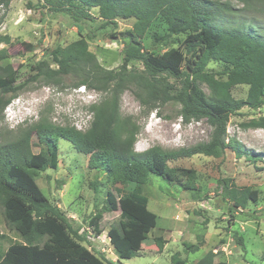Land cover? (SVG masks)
Masks as SVG:
<instances>
[{
    "label": "trees",
    "instance_id": "1",
    "mask_svg": "<svg viewBox=\"0 0 264 264\" xmlns=\"http://www.w3.org/2000/svg\"><path fill=\"white\" fill-rule=\"evenodd\" d=\"M35 1L33 5L28 0L26 8L42 15V9H46L51 17L64 15L77 27L93 22L95 15L90 10L95 9L100 20L98 28L111 27L110 38L120 37L122 62L116 70L104 69L89 51L87 41L79 38L66 46H55L32 68L33 75L28 81L64 87L65 77H71V86L94 90L106 99L99 107L91 106L92 122L84 132L41 121L20 132L15 139L0 144V205L4 221L21 240H8L7 249L0 250V264H115L89 249L87 236L72 226V220L48 201L35 182L38 171L57 168L61 139L87 156L88 168L104 172L105 181L113 186L106 191L107 207L88 220V227L99 237L104 230L100 226L103 213L119 212V227L107 231L119 260L135 258L138 247L134 241L147 238L157 225V216L148 210V199L142 193L150 175L176 183L185 191H195V172L171 168L169 162L195 155L219 159L227 150L238 158L245 156L253 160L261 156L264 161V155L254 154L235 139H226L232 116L239 115L243 108L256 111L264 107V25L257 28L254 24L231 21L223 16L230 7L210 0ZM130 19L131 29L112 32L119 21ZM157 20L165 25L166 33H152L154 48L148 51L142 40ZM1 42L8 44L10 38L3 37ZM21 44L29 51L34 48L25 42ZM5 58L6 54L0 55V61ZM133 61L140 62L143 69H128ZM211 63L220 65L221 69H209ZM1 70L0 114L28 83L15 85L17 71L11 65L6 64ZM169 78L178 80L180 87L169 83ZM198 81L208 87V97L198 87ZM130 85L143 106L154 109L175 103L180 106L183 123L206 121L212 128L210 140L171 151L155 146L136 152L135 126L118 125L117 117L120 96ZM237 86L247 88L245 98H234L232 91ZM245 127L264 130V115L251 119ZM33 136L41 147L37 153L32 151ZM227 182H222L221 189L233 208L244 209L249 200L256 201L255 191L244 188L237 192ZM129 185L133 187L124 191L123 187ZM91 186L97 192L105 183L94 182ZM192 196L201 201L198 194ZM153 241L158 252H162L167 241L161 236ZM236 241L242 243L239 237ZM188 247L197 250V245ZM214 257L215 253L209 251L197 264H214ZM170 260L171 264H185L178 253Z\"/></svg>",
    "mask_w": 264,
    "mask_h": 264
},
{
    "label": "rangeland",
    "instance_id": "2",
    "mask_svg": "<svg viewBox=\"0 0 264 264\" xmlns=\"http://www.w3.org/2000/svg\"><path fill=\"white\" fill-rule=\"evenodd\" d=\"M27 1L0 0V55L7 56L0 61V73L3 66L11 65L17 71L15 85L28 82L0 114V144L15 139L20 132L41 121L59 127L71 126L84 132L92 122L91 106L99 107L106 99L94 90L84 88L83 91L81 87L71 86V77H65L64 87L28 81L33 75L32 68L55 46H66L84 38L89 51L104 69L116 70L122 62L123 43L120 37L116 40L110 38L111 27L98 28L100 20L95 9L90 10L95 20L77 27L64 15L51 17L46 9H42L43 15L27 9ZM210 1L228 5L230 10L223 16L231 21L254 24L257 28L264 25V0ZM31 3L35 5L36 1L31 0ZM160 21L152 24L142 40L148 51L154 48L151 34L166 33L165 25ZM132 24L131 19L119 21L117 29L112 32L126 31L131 29ZM6 36L10 38L8 44L1 42V38ZM22 42L33 45V50H27ZM208 68L215 71L221 69L214 63ZM128 69L141 71L143 66L133 61ZM168 82L180 87V82L174 78H169ZM197 84L208 97L210 91L206 84L200 81ZM246 91L245 86H237L232 92L234 98L240 99L245 98ZM135 92L134 86L130 85L122 93L117 117L118 125L124 124L127 128L135 126L136 152L155 146L171 151L210 140L212 128L206 121L183 123L178 104L168 103L150 109L141 105ZM260 115H264V107L256 111L243 108L239 115L230 118L226 139H235L254 154L263 156L264 130L245 127L248 121ZM58 144L57 168L38 171L35 182L48 201L72 220V226L87 236L89 249L109 263L171 264V256L178 253L185 264H197L211 251L215 253L214 264H264V161L261 156L253 160L245 156L238 158L227 150L219 159L195 155L169 162L171 168L195 172L194 192L185 191L180 185L162 177L150 175L142 186V193L148 199V210L157 216V225L147 238L134 241L133 244L138 247L135 258L119 260L107 238L110 227H119V212L103 213L100 226L104 230L99 237H95L88 227V220L107 207L106 191L113 186L105 181L104 172L88 168V157L79 154L70 142L61 139ZM31 146L34 153L41 148L34 136ZM224 180H228L229 188H235L237 192L244 188L255 191L256 201L249 200L244 209L233 208L226 192L221 189ZM94 182L105 183V186H100L95 192L91 186ZM132 187L129 185L123 189L128 191ZM192 193L198 194L201 201H196ZM2 212L0 205V250L5 251L9 246L8 240H21L6 224ZM1 235L7 239L1 238ZM156 236L167 241L162 252H158L154 245L153 238ZM238 237L242 239L241 244L236 241ZM188 245H197V250H191Z\"/></svg>",
    "mask_w": 264,
    "mask_h": 264
},
{
    "label": "built area",
    "instance_id": "3",
    "mask_svg": "<svg viewBox=\"0 0 264 264\" xmlns=\"http://www.w3.org/2000/svg\"><path fill=\"white\" fill-rule=\"evenodd\" d=\"M81 89L83 90V89H84V87H81Z\"/></svg>",
    "mask_w": 264,
    "mask_h": 264
},
{
    "label": "clouds",
    "instance_id": "4",
    "mask_svg": "<svg viewBox=\"0 0 264 264\" xmlns=\"http://www.w3.org/2000/svg\"><path fill=\"white\" fill-rule=\"evenodd\" d=\"M79 90H81V89L79 88ZM83 91H85V90L83 89Z\"/></svg>",
    "mask_w": 264,
    "mask_h": 264
}]
</instances>
